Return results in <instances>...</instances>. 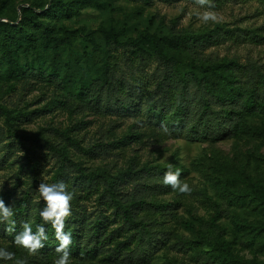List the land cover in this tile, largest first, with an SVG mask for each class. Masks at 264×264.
Masks as SVG:
<instances>
[{
	"label": "rangeland",
	"instance_id": "obj_1",
	"mask_svg": "<svg viewBox=\"0 0 264 264\" xmlns=\"http://www.w3.org/2000/svg\"><path fill=\"white\" fill-rule=\"evenodd\" d=\"M49 1L0 0V20L16 17L14 25L20 21V28L30 33L35 45V50L24 43L23 48L11 46L18 64L41 66L46 72L18 80L0 75V198L5 205L15 213V202L27 194L35 208L29 221L32 225L44 206L37 190L40 183L91 177L103 191L114 190L113 197L122 203L135 201L132 208L138 219H147L148 209L158 207L156 215H149L163 223L162 228L149 227L159 238L149 264H212L208 252L214 235L220 231L227 241H233L239 235L236 222L260 225L255 254L243 248L240 239L235 247L242 249L247 260L256 257L264 264V139L172 135L163 132L162 124L152 121L145 109L125 112L105 103H98L96 109L64 83L65 71L80 65L95 101L107 65L109 75L139 77L154 87L158 78L174 83L177 75L188 77L191 63L233 60L264 74V6L259 0H214L220 21L209 24L194 15L199 8L194 0H96L102 7L84 5L69 18H26L41 12L35 7L46 9ZM216 30L231 35L224 32L204 47L192 48L178 72L155 57L129 61L125 48L108 44V39L124 43L143 34L173 38L213 35ZM45 37L57 42L58 60L52 48L43 46ZM58 68H63L58 78L51 76ZM169 164L184 170L182 180L193 189L190 195L152 192L146 186L153 183V174L166 171ZM96 197L82 201L91 220L101 209ZM4 229L0 224V247L12 242V233ZM161 230L171 235L165 239L156 233ZM110 253L105 250L85 257L79 264H130L123 256L114 258ZM0 264L8 263L0 260Z\"/></svg>",
	"mask_w": 264,
	"mask_h": 264
},
{
	"label": "trees",
	"instance_id": "obj_2",
	"mask_svg": "<svg viewBox=\"0 0 264 264\" xmlns=\"http://www.w3.org/2000/svg\"><path fill=\"white\" fill-rule=\"evenodd\" d=\"M264 6V0H259ZM5 4V2L3 3ZM84 5L102 7L96 0H51L45 7H35L40 10L32 15H25L27 19L36 18L38 15L72 17L77 15L78 9ZM2 7V5H0ZM31 8V7H29ZM29 9L22 8L27 12ZM44 10V11H43ZM31 12V11H30ZM8 22L0 20V75L7 79H24L31 73L43 75L46 72L39 66L38 69L29 66H21L14 57L11 46L23 48V43L35 50L32 44L33 39L28 31L14 25L17 18H7ZM22 21V20H21ZM231 35L230 31L216 30L213 35L202 34L201 36L185 35L169 38L159 37L152 34H143L136 40H128L124 43L117 40H109L113 44L125 48L129 53V61H145L147 58H154L165 66H173L176 72L183 65V57L192 48L204 47V44L211 43L223 34ZM108 37V33L106 34ZM233 37V35H232ZM54 38V37H52ZM90 41L96 44L91 38ZM43 46L52 48L53 58L58 60V45L55 39L44 38ZM189 75L180 76L173 82L166 78H158L157 87L154 83L144 82L137 78H116L109 75L111 68L107 65L105 79L93 101V93L90 86L83 81V68L76 64L71 71H65L67 85L72 86L80 97L88 99L96 109L98 103H105L111 108H119L125 112L141 113L145 109L151 116L152 121L160 122L167 126L172 135L185 134L189 139L206 137L212 140L228 137L238 140L242 139H264V74L257 69L243 66L236 61L221 63L189 64ZM62 69H56L51 76L58 78ZM63 83V81H61ZM181 179L184 170L181 167ZM164 169L152 175L153 183L149 186L152 192H172L169 186L163 184ZM59 174V173H58ZM62 174V173H61ZM69 190L75 191V198L72 201V215L66 221L65 231H71L73 242L70 247L71 264H79L85 257H95L103 254L105 250L111 252V257L123 256L130 264H149L151 262L152 250L157 249L159 238L155 236L149 227L160 226L163 223L157 222L149 215H156L154 209H148L147 219L136 216L133 211L135 201L122 203L113 197L114 186L111 184L109 191H103L102 186L93 178H80L74 181L66 180ZM145 186V187H146ZM96 197L101 209L95 213L93 220L87 216L82 201ZM16 203V212L13 219L16 221V230L11 234L12 242L3 245L17 257L25 258L28 264H53L54 259L59 255L55 252L58 241L54 236V229L50 224L44 225L47 230L48 240L45 246L35 255L29 256L27 252L16 246L14 236L20 232L21 224L29 222L33 216L34 207L31 206L28 195ZM105 207V208H104ZM114 210L110 215L107 212ZM32 223L33 231L36 226L43 223L39 212L35 214ZM116 225V229L112 226ZM257 226L235 223V230L238 236L233 241H227L222 233L218 231L212 241L213 248L209 251V262L212 264H260L254 257L247 260L241 255L242 249L235 247L239 244L255 254L254 245L257 243ZM3 231H0V237ZM159 235L170 236L166 230L156 232ZM127 234H129L127 236ZM241 236H244L241 239ZM123 239V241H119ZM12 264L11 261H6Z\"/></svg>",
	"mask_w": 264,
	"mask_h": 264
},
{
	"label": "clouds",
	"instance_id": "obj_3",
	"mask_svg": "<svg viewBox=\"0 0 264 264\" xmlns=\"http://www.w3.org/2000/svg\"><path fill=\"white\" fill-rule=\"evenodd\" d=\"M199 6L194 15L202 24L218 23L220 17L215 9L214 0H194ZM200 9H203L201 11ZM163 132L167 133L166 125H161ZM163 184L169 186L173 191L190 195L192 187L181 179V169L174 168L172 164L167 166L163 175ZM39 196L44 202L43 208L39 211V216L43 223L36 226L33 231L29 222L21 224V231L14 236L13 243L24 249L29 256L35 255L44 248L45 241L48 240L47 230L44 225L50 224L54 229L55 239L58 246L55 252L59 255L54 259L53 264H71L70 247L73 242L71 231H65L66 221L72 215V201L75 198V191L69 190V186L63 182L40 183L38 186ZM14 211L12 207L6 206L0 198V224L5 225V232L11 234L16 230V221L13 219ZM0 260L11 261L12 264H28L27 259L17 257L12 251L0 247Z\"/></svg>",
	"mask_w": 264,
	"mask_h": 264
}]
</instances>
